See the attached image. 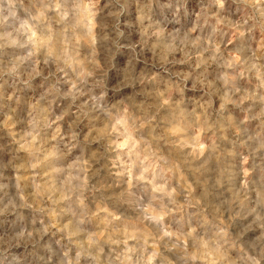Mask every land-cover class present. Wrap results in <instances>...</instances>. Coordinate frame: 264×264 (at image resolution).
<instances>
[{"label": "clouds", "instance_id": "9594fccd", "mask_svg": "<svg viewBox=\"0 0 264 264\" xmlns=\"http://www.w3.org/2000/svg\"><path fill=\"white\" fill-rule=\"evenodd\" d=\"M0 264H264V0H0Z\"/></svg>", "mask_w": 264, "mask_h": 264}]
</instances>
